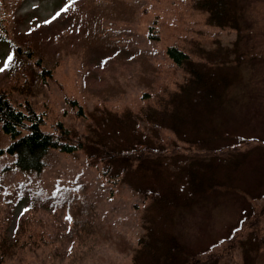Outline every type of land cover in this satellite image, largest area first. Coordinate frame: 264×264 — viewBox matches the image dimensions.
Listing matches in <instances>:
<instances>
[{"label":"rangeland","instance_id":"obj_1","mask_svg":"<svg viewBox=\"0 0 264 264\" xmlns=\"http://www.w3.org/2000/svg\"><path fill=\"white\" fill-rule=\"evenodd\" d=\"M208 1L0 0V89L16 106L32 104L49 132L59 123L94 138L109 131L104 148L154 145L168 155L151 151L141 164L132 161L125 175L130 184L117 185L93 145L52 150L40 174L16 169L15 158L3 155L2 264L147 258L149 199L137 193L138 184L155 196L176 191L184 199L162 207L171 214L159 220V213L155 228L171 230L188 263L264 264V0L222 1L225 17L207 11L219 0ZM11 43L33 49V62L14 59ZM170 47L189 55L187 63L175 64ZM38 59L47 76L33 64ZM221 77L227 86L206 93L203 82ZM10 142L2 135L0 148ZM235 144L240 150L231 160L205 158ZM191 167L216 178L194 198L185 194L190 181L183 174ZM31 193L71 197L75 206L86 196L90 205L73 216V205L35 208ZM119 233L135 254L121 252Z\"/></svg>","mask_w":264,"mask_h":264},{"label":"trees","instance_id":"obj_2","mask_svg":"<svg viewBox=\"0 0 264 264\" xmlns=\"http://www.w3.org/2000/svg\"><path fill=\"white\" fill-rule=\"evenodd\" d=\"M214 0L208 1L207 4H211ZM219 0L220 4L217 6H210V13H216L217 17H225L227 14L224 4ZM16 5V1H12ZM205 4V5H207ZM229 16V15H228ZM227 16V17H228ZM230 17V16H229ZM239 17L236 12L233 14L230 20L232 26L237 25L236 18ZM150 35V34H149ZM154 36L151 34V37ZM6 38V37H3ZM11 42V41H9ZM13 44L14 50V59H22L21 65L24 63V59L28 58L32 61L34 55L36 54L33 49L30 47L24 46L22 43ZM184 51L179 50L177 47H170L168 49L169 55L173 58L175 64L178 66H183L187 63L190 56L185 55ZM33 62V61H32ZM37 65L40 70H42L43 75L47 76L49 70L44 66H41L40 59L33 63ZM222 81V82H221ZM223 82H225L224 85ZM228 80L225 78H220L217 82L205 81L203 82L206 93L213 94L215 91L219 90V87L227 86ZM199 90V89H197ZM200 92H202L200 90ZM45 124L44 116L36 111L32 104L29 102L23 104L22 106H16L8 97L7 93L0 89V144L2 141V135L8 136L11 142L4 148H0V157L3 155H10L15 158L14 167H17L20 171L28 174L36 173L40 174L46 167V157L50 154L52 150H60L66 153H73L78 150L86 149L89 145L96 146L101 151V159L103 162L107 163V168L105 174L109 177L115 178L114 183L117 185L120 181L127 182L130 184V181L127 178L126 173L131 170V162L137 161L138 164H141L143 160L147 159L151 154V151H155L154 156H168L166 151H160L155 148L153 145H146V149L142 148L141 150L136 151V147H133L132 150H114L109 148H104V134L99 133V137L94 138L90 137L87 134H80L78 129H68L64 127L61 123L56 127L52 132L46 131L43 129ZM155 128L159 129L162 127L160 124H155ZM175 130H177L176 124H174ZM95 133V131H93ZM102 135V136H101ZM99 141V142H97ZM99 146V147H98ZM239 148H227L226 155L223 151H213L209 154L211 157L217 156L218 158H224L226 160L233 159L239 152ZM222 150V149H220ZM99 154V153H98ZM94 153H90V156H93ZM153 156V157H154ZM224 156V157H223ZM206 158V157H205ZM140 161V162H139ZM188 164H184V166ZM193 169L192 167L188 170H185L183 174L188 176L189 187L185 190V194L189 197H195L197 192L202 191L205 193L206 190L212 185V180L207 172H203V168ZM138 190L139 194H143L144 197L149 199V203L145 208V221L144 226L148 232V240L145 243L148 257H139L133 260V264H195L188 263L186 260V252L184 250V245H182L178 238L173 235L171 230L167 231L161 228H155V218L159 215V220L162 218L163 214L168 216L171 213H165L161 211L162 207L167 208L169 206L176 207L184 199H180L179 194L176 191H172L170 195H156L152 188L143 189L141 185L135 187ZM54 202L53 198L50 196H40L36 193H31V201L35 208L37 207H52L57 205L58 207H64L66 205H73L71 208H77L78 211L73 213V216H77V213L81 212V208L86 209L90 205V201H87L86 196H84V203L81 205L75 206V202L72 201L71 197H60L56 198ZM155 211H158L154 213ZM73 231V230H72ZM74 233L71 232L70 236ZM121 238V252L128 253L133 252L135 254L136 249L127 241V239L119 233ZM141 240V239H140ZM264 240V239H263ZM141 241H139L140 243ZM0 264L1 261H0Z\"/></svg>","mask_w":264,"mask_h":264},{"label":"snow or ice","instance_id":"obj_3","mask_svg":"<svg viewBox=\"0 0 264 264\" xmlns=\"http://www.w3.org/2000/svg\"><path fill=\"white\" fill-rule=\"evenodd\" d=\"M70 219V218H69Z\"/></svg>","mask_w":264,"mask_h":264}]
</instances>
